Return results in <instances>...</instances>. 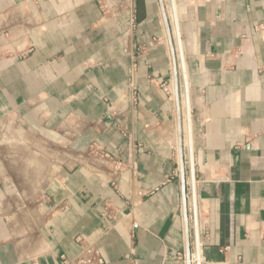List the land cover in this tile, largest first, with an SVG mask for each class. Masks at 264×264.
Listing matches in <instances>:
<instances>
[{"label":"crops","instance_id":"crops-1","mask_svg":"<svg viewBox=\"0 0 264 264\" xmlns=\"http://www.w3.org/2000/svg\"><path fill=\"white\" fill-rule=\"evenodd\" d=\"M172 8L0 0V264H187L188 126L205 259L264 264V0Z\"/></svg>","mask_w":264,"mask_h":264},{"label":"built area","instance_id":"built-area-1","mask_svg":"<svg viewBox=\"0 0 264 264\" xmlns=\"http://www.w3.org/2000/svg\"><path fill=\"white\" fill-rule=\"evenodd\" d=\"M165 7L169 11V18H172V0H167ZM132 99L136 98V89L133 85L130 86ZM191 129L188 126L186 139L183 145L185 156L183 163L186 167L185 173V202H186V221L189 236V254L186 257L183 253L177 254V259L186 262L187 264H210L203 253V239L206 236V227L202 217L200 206V198L198 195L199 179L196 175L195 160L193 147L190 142ZM192 141V138H191ZM109 158L108 154L103 155ZM80 240V239H79ZM82 243L81 252L72 259L62 258L63 264H103L104 260L100 250L93 244Z\"/></svg>","mask_w":264,"mask_h":264},{"label":"water","instance_id":"water-1","mask_svg":"<svg viewBox=\"0 0 264 264\" xmlns=\"http://www.w3.org/2000/svg\"><path fill=\"white\" fill-rule=\"evenodd\" d=\"M159 3H160L161 12H162V15H163L164 25H165L166 33H167V36H168V39H169V43H170L172 49H174L173 48L172 38H171V29H170V26H169V21L167 19V13H166V9H165V4H164L163 0H159ZM173 58H174V53H173ZM174 95H175V98H176V100L178 102L179 94H178V84H177L176 72L174 74ZM179 140H181V137L179 138ZM180 148H181V141H180ZM181 171L183 173V169H181ZM182 180H183V193H184V189L185 188H184V178L183 177H182ZM185 219H186V214H185Z\"/></svg>","mask_w":264,"mask_h":264},{"label":"rangeland","instance_id":"rangeland-1","mask_svg":"<svg viewBox=\"0 0 264 264\" xmlns=\"http://www.w3.org/2000/svg\"><path fill=\"white\" fill-rule=\"evenodd\" d=\"M164 4H167V0H163ZM167 15L169 14L168 9L165 7Z\"/></svg>","mask_w":264,"mask_h":264}]
</instances>
